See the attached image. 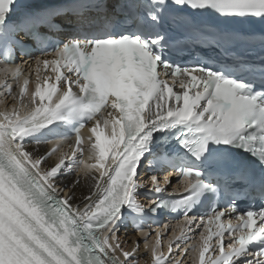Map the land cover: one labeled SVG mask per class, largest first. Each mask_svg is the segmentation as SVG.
<instances>
[{"label":"snow or ice","instance_id":"obj_1","mask_svg":"<svg viewBox=\"0 0 264 264\" xmlns=\"http://www.w3.org/2000/svg\"><path fill=\"white\" fill-rule=\"evenodd\" d=\"M256 34L264 0H0V264H264Z\"/></svg>","mask_w":264,"mask_h":264},{"label":"bare ground","instance_id":"obj_2","mask_svg":"<svg viewBox=\"0 0 264 264\" xmlns=\"http://www.w3.org/2000/svg\"><path fill=\"white\" fill-rule=\"evenodd\" d=\"M27 102V101H26ZM4 110V107L3 106H1L0 107V111H3ZM41 147V149H44V148H47V146L46 145H41L40 146ZM58 158V155H57V157H53V160H56ZM129 237H131L130 235H129ZM154 241V239H150L149 240V244L151 245V243ZM143 247L144 246H140V251H141V254H142V256H145V255H147V253H144V251H143ZM147 251H149L150 252V250H147ZM148 256V255H147Z\"/></svg>","mask_w":264,"mask_h":264}]
</instances>
